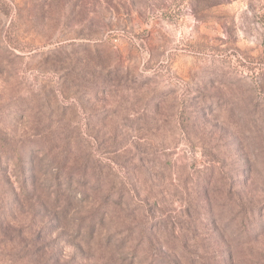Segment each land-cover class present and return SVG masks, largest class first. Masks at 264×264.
<instances>
[{
	"label": "rangeland",
	"instance_id": "374dc122",
	"mask_svg": "<svg viewBox=\"0 0 264 264\" xmlns=\"http://www.w3.org/2000/svg\"><path fill=\"white\" fill-rule=\"evenodd\" d=\"M16 145L0 264H264V0H0Z\"/></svg>",
	"mask_w": 264,
	"mask_h": 264
},
{
	"label": "trees",
	"instance_id": "16d2710c",
	"mask_svg": "<svg viewBox=\"0 0 264 264\" xmlns=\"http://www.w3.org/2000/svg\"><path fill=\"white\" fill-rule=\"evenodd\" d=\"M7 41H9L10 39H6ZM25 149L23 148V145H16V146H5L3 149H1V153L4 154L5 158L8 159L9 162H11L12 164L18 165V164H22L24 162V151ZM54 169H56L58 172L55 173V181L59 182V184H61V182L63 181V172L62 169L63 167L61 166V164L57 165V166H53ZM66 182V181H65ZM242 218L245 220L244 224L247 225L248 227L250 226V228L254 229V225L253 223L249 222V216L246 214L245 217L242 216ZM247 220V221H246Z\"/></svg>",
	"mask_w": 264,
	"mask_h": 264
}]
</instances>
